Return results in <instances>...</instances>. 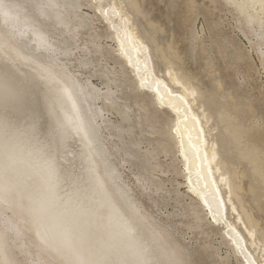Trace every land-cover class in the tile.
Returning a JSON list of instances; mask_svg holds the SVG:
<instances>
[{
	"label": "bare ground",
	"instance_id": "obj_1",
	"mask_svg": "<svg viewBox=\"0 0 264 264\" xmlns=\"http://www.w3.org/2000/svg\"><path fill=\"white\" fill-rule=\"evenodd\" d=\"M127 1L131 11L123 0H87V3L0 0V70L10 82L6 97L0 94L5 101L2 104L0 99V264L190 263L167 227L141 207L133 192L129 194L125 189L127 183L123 184L121 170H116L114 165L126 162L122 154L127 157V164L137 165V188L140 185L139 190H143L157 212L169 216V212L163 213L157 206L158 200L149 198L153 192H160L159 200L167 194L161 177L163 163L155 162L158 158L155 147L142 146L141 137L138 134L136 137L135 117H139L132 104L130 107L120 101V84L114 79L117 70L103 58L102 36L92 16H98L110 30L107 39L114 45L109 48L130 70L136 87L152 94L155 110H167L173 116L168 134L177 148L175 156L178 154L184 179L181 183L187 188L185 195L196 198L201 207L190 208L194 224H186L187 228L200 227L199 212L204 210L205 221L208 219L211 226H221L223 236L242 264H264V229H257L258 220L244 207L240 192L243 190L240 179L247 171L236 170L237 166L228 157L232 147L248 162L253 177L250 178L255 184L249 181L247 191L255 192L260 201L264 187V152L259 144L264 141L263 128L248 126L243 115L232 117L223 108V114L215 111L224 122L222 129L229 135L223 137L215 122L210 123L214 115L206 106L211 101L207 90L193 85L190 76L170 59L165 66V77L154 72L147 40L153 43L155 52L164 53L149 32L148 39L141 35L142 31L138 33L134 16L141 13L139 0ZM225 2L241 16L237 22L244 20L247 30L236 27L247 37L250 47L255 46L253 50L259 54L264 70V0ZM187 4L195 5L193 0L190 3L187 0ZM84 5L93 9V15L83 10ZM237 14L235 18H239ZM235 18H232L234 22ZM153 23L147 21L148 27ZM83 29L86 31L82 32ZM88 53L98 54L96 63L91 57V60L83 58ZM172 53L175 54L174 50ZM101 58L104 63L100 62ZM76 66L79 70L90 67L91 72H97L106 82L95 85L91 74L85 76L75 70ZM217 80L216 85L221 87ZM19 92L22 98L28 95L31 109L14 124L13 113L18 115L22 109V103L18 105V100H14ZM133 104L142 111L146 124L152 123L147 105L136 100ZM112 111L119 119L109 118ZM165 128L163 123L156 131L161 139L167 136ZM161 139L157 146L165 154L166 143ZM105 142L112 154L107 152ZM221 187L225 189L224 196ZM83 211L85 214H81ZM37 220L51 226L52 241L39 233ZM82 220L97 239L89 246L88 240L77 245L85 232L78 226ZM236 222L243 224L250 238L248 242ZM60 228L68 229L79 249L69 251L60 246ZM256 249L261 260L254 255ZM220 258L225 261L226 255Z\"/></svg>",
	"mask_w": 264,
	"mask_h": 264
},
{
	"label": "rangeland",
	"instance_id": "obj_2",
	"mask_svg": "<svg viewBox=\"0 0 264 264\" xmlns=\"http://www.w3.org/2000/svg\"><path fill=\"white\" fill-rule=\"evenodd\" d=\"M81 1L87 3V0ZM193 1L195 5L190 7V5L187 4V0H139L141 13L134 16V21H136L135 23L138 27V33L141 34L142 31L141 35L148 39L147 35L149 32V35L155 37L154 39L156 43L161 47V52L163 51L162 53H164L160 54L155 52L153 50V43L147 40V43L150 46V51L153 54H151V56L154 72L165 77V66L170 59L171 62L174 61L173 65L175 67L181 68L185 74L190 76L193 85H196L198 88L200 87L202 91L203 89L207 90V92L210 93L209 100L211 99V101L207 102L209 104H206V106L208 105L212 109L214 115V119L212 118V121H214H210V123L212 124L215 122L217 128L219 127L218 130L223 132V137L227 138L229 135H227L222 129L221 125H223L224 122L216 114L217 112H222L223 108L225 113L231 114V116H236V114L243 115L246 120V125H259L260 128H263V131L264 70L261 69L262 65L260 66L261 58H259V54L253 50L255 46L251 45L250 47L247 37H245L236 27L239 26L244 28V30H247V28H245L246 25L244 24V20L237 22L241 16L238 15L236 11L233 12V7L226 4L225 0ZM127 2V0H123V4L129 9V11H131ZM188 3H190V0H188ZM83 10L90 14L93 13V9L86 5H84ZM235 14H237L239 18H235ZM92 18L95 19V25H97L98 29L97 32L102 36L100 41L103 44V50H101L103 58H105L106 62H109V64L114 66L117 70L115 75L116 78H114V75L113 78L115 79V83L120 84V87L118 88V95L121 96L120 101L130 105V107L132 104L134 113L139 117H135L136 126L134 130L137 131V133L135 132L136 137H141L140 139L143 141L142 146L147 145L148 148L152 149L155 147L156 151H158L157 157L159 158H156L155 162L163 163L161 164L163 165L161 166V169H164V172L161 177L163 182H165L163 183V186L167 187L169 190L164 188L166 189L167 194H165V197H161V200H159L160 192L151 193L149 198H155V200H158L157 206L161 208L163 213L169 212V216L165 217L160 212H157L156 206L152 204L151 200H148L143 190H139V188H141L140 185L139 188H137L135 176V174L139 172V169H135L137 168V165H133V167L130 163L127 164V157L122 154L121 156H123V160L126 159V162L123 161V164L117 166V162L113 160V156H109V160H111L112 163L115 162L114 165L116 170H121L123 184H125V182L127 183L125 184V189L129 190V194L133 192L135 200L141 204V207L148 212H152L153 215L160 220V223L163 224L164 228L165 226L167 227L169 234L171 233L170 236L172 235L171 237H174L175 242H178L177 244H181V248H183L182 251L185 252L184 255L187 257V261H190L191 264H242L239 256L234 255L229 243L223 236L221 226H211L208 219L205 221L207 216L204 215V210H200V212L202 211L201 213L199 212L202 217V220L199 222L200 227L195 228L194 230L187 228L186 224H194L192 215L189 214L191 213L190 208L201 209V207L197 200H195L196 198L194 199L185 195V193H188L187 188L181 183L184 179L181 176L182 173L179 169L181 168V164L178 159V154L175 156L177 148L174 145L173 138L168 134L170 126L173 123V116L167 110H155L152 94L136 87L130 70L125 68L124 63L121 62L118 56H116L117 54L109 48L111 44L114 45L111 40L107 39L109 38L108 34L110 30L104 25L98 16H92ZM96 18L98 20H96ZM232 18H235V22ZM147 21L154 22V27L149 25V28ZM253 26H255V24H253ZM81 31L84 32L86 30L83 29ZM247 36L249 37V34H247ZM103 38H105V40H103ZM106 42L108 44H105ZM260 47L263 49V45ZM90 49L92 50V48ZM173 50L175 54L172 53ZM97 55L98 54L88 53L83 56V58L89 57L88 59L90 60L92 58V60L94 59L93 62L96 63ZM163 55L165 59L163 58ZM100 62L104 63L102 58ZM75 70H79V66H76ZM79 71L83 72L85 76L91 74V81L97 86H99L101 82H106V79L100 76L97 72H95L96 74L91 72L90 67ZM217 78L221 82V87L216 85V82L218 81ZM112 85L113 84H111V86ZM134 100L147 105L148 113L153 117L150 121L152 123L146 124V121L142 116V111L133 104ZM98 105H101L100 101H98ZM249 105H251V107ZM223 113L224 112H222V114ZM107 116H109V114H107ZM109 118L113 120L119 119L118 115L113 111ZM138 120L141 122L139 125L137 124L139 122ZM163 123L166 124L165 130L167 131V138L165 137V139L162 136L167 148V153L165 154L160 152V147L159 145L157 146L161 136L156 132L162 128ZM148 124L150 126H148ZM151 132L154 134H151ZM219 137L220 136L216 132L215 138L218 139ZM106 138L109 140V137ZM155 139L159 140L157 141ZM113 142L119 144L117 140H113ZM105 143V146H107V142ZM259 144L263 153L264 141H261ZM119 146H121V144H119ZM230 150L229 153L231 154L228 157H231L229 159H231L237 166L238 169L236 170L239 171L240 169H245L248 175L241 177L240 179V184L243 188V190L240 191L242 194H240L241 197H243L242 201L244 207L254 216L255 219L258 220L257 229H264V187L262 189L263 191L259 190L260 192L262 191L261 193L263 194V197L260 201L258 200V202L256 199V193L254 192L251 194L247 191L249 181L254 183L248 162L239 155L237 150H233L232 147ZM107 152L112 154L113 150L107 146ZM119 154H121V152H119ZM115 158H117V154H115ZM127 166H129V168ZM249 171L251 173H249ZM157 173L158 172H156V174ZM141 182L144 181L141 180ZM147 186L149 185L147 184ZM151 190H153L152 186ZM221 194L223 196L225 195V189L223 187H221ZM257 207L260 209L258 210ZM237 210L239 211L238 207ZM181 214H183V216H181ZM232 215H235V213ZM236 225L244 235L246 242H248L250 238L247 237L243 224H241V222H236ZM247 246L250 251H253L249 243H247ZM258 254L261 253L256 249L254 255L257 260H261V257ZM225 255V261H221L220 257Z\"/></svg>",
	"mask_w": 264,
	"mask_h": 264
},
{
	"label": "water",
	"instance_id": "obj_3",
	"mask_svg": "<svg viewBox=\"0 0 264 264\" xmlns=\"http://www.w3.org/2000/svg\"><path fill=\"white\" fill-rule=\"evenodd\" d=\"M10 85V82L8 81L6 75L0 70V94L4 95L6 97V93L5 90L6 88ZM24 90H28V88H23ZM2 100V104H5V101L3 100V98H0ZM15 102L17 101L16 104H20L22 103V109L21 111L18 113V115L16 113L14 114V124L17 122V119L21 116H25L29 111V109H31V105L28 102V95H24L22 98V93L19 92L16 97L14 98ZM28 111V112H26ZM52 191V190H51ZM53 194V191H52ZM86 211L81 212V214H85ZM83 216V215H82ZM38 224V228H39V233L46 238L47 241H52V228L49 224L41 221V220H37ZM59 225V224H58ZM78 226L81 227L85 232L84 235L81 236L82 240H79L78 244L79 246L84 245L87 243L88 240V246L90 244H92L94 241H96L97 239L94 238L93 236V232L92 230L88 227V225L86 224L85 220H82L81 222H78ZM61 231H58L59 235H60V246H62V248H67L69 251H76V249H79L78 246H75L73 243V236L72 234H69L68 229L67 228H60ZM73 234L74 233H78L79 232H74L72 231ZM80 237V236H79ZM75 241V240H74ZM93 247V246H92ZM116 248V247H115ZM69 255V254H68ZM81 261H78V264H80Z\"/></svg>",
	"mask_w": 264,
	"mask_h": 264
}]
</instances>
